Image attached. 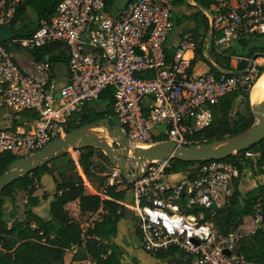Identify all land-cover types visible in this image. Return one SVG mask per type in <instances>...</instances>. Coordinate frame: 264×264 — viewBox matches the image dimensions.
<instances>
[{
	"label": "built area",
	"instance_id": "obj_1",
	"mask_svg": "<svg viewBox=\"0 0 264 264\" xmlns=\"http://www.w3.org/2000/svg\"><path fill=\"white\" fill-rule=\"evenodd\" d=\"M22 1L0 0V26L12 25ZM213 1L212 8L204 10L209 20L206 35L184 32L170 61L166 44L177 26L171 0H133L118 15L107 10V0H61L53 19L31 36L0 41V112L32 110L38 115L29 127L0 126V151L18 158L35 154L64 135L70 116L96 102L110 86L115 88L117 126L132 148H148L159 136L181 147L201 145L205 137L197 135L211 125L213 106L222 96L254 82L264 66L255 57L235 56L237 65L222 69L212 58L213 51L230 48L241 34L264 33V0ZM50 44L67 48L64 82L54 77L48 58L38 60L33 54ZM199 47L207 64L220 74L210 69L197 72L192 61ZM242 61L247 65L241 69ZM244 155L257 158L259 153L246 150ZM101 159L94 153L92 167ZM169 160L145 162L143 175L128 181L132 185L128 190L119 166L108 178L109 185L133 195L144 251L155 255L176 246L191 257L192 264H264L236 252L240 234L221 235L211 222L202 221L203 213L187 214L178 204L185 197L188 206H225L241 176L238 162L197 163L177 174L180 182L170 186L166 179L176 174H166ZM99 218V212L92 213L82 224L86 229ZM253 219L254 232L263 226L260 204ZM84 245L85 240L72 244L67 252L77 253Z\"/></svg>",
	"mask_w": 264,
	"mask_h": 264
},
{
	"label": "trees",
	"instance_id": "obj_2",
	"mask_svg": "<svg viewBox=\"0 0 264 264\" xmlns=\"http://www.w3.org/2000/svg\"><path fill=\"white\" fill-rule=\"evenodd\" d=\"M61 0H23L18 5L12 19V26L16 37H29L38 27L49 23L55 14L57 5ZM133 1V0H131ZM201 7L191 16L196 28L193 31L197 36L206 35L209 29V20L204 10H210L213 0H194ZM113 0H107V6ZM174 4L187 3V0H172ZM31 10L36 16V23L30 26H18L21 15ZM230 48L221 53L212 52V58L225 69L231 68V60L235 56L256 57L264 56V33L241 34ZM168 60H172L174 51L166 48ZM36 59H49L51 72L58 64H67L68 51L62 44H50L33 51ZM209 62L199 49L192 61L195 66L198 62ZM247 63L240 62L239 68L246 67ZM211 70L215 74L220 71L215 67ZM264 73V66L260 67V76ZM141 76H147L142 73ZM259 76V77H260ZM258 77V78H259ZM257 78V79H258ZM257 79L250 85L244 84L239 90L222 96L213 106V121L209 127L198 133L197 137H205L202 144L224 141L240 135L248 130L255 122L250 100V92ZM244 104L243 110H236L238 99ZM97 101L103 104L101 110H97L91 104L85 106L81 113L70 116L64 127V134L92 122L109 121L112 127L114 122L115 88L108 87L101 93ZM30 121H34L38 115L32 110L21 114ZM166 140L165 136H159L156 142ZM76 150V149H75ZM80 155L76 161L69 152H64L46 160L29 174L22 176L11 185L0 190V264H66L65 256L72 244L85 240L84 249L92 259L93 264H140L136 257L125 262L126 250L123 245L112 239L119 235L118 224L127 216L129 208L124 204L127 190L132 186L127 183V190H121L116 185L105 184L108 177L101 182L105 187L99 194L88 193L85 181L78 172V164L84 173L92 174V156L98 153L104 163L111 166V162L100 148L79 149ZM259 153L257 158H247L241 151L225 161L236 160L241 174L245 170H251L255 174L264 173V139L250 149ZM18 157L9 151H0V175L5 173L10 165ZM206 162H183L175 158L169 160V167L165 169L167 175L179 174L189 170L192 165ZM50 177L55 184V192L49 201L48 216L37 210L49 196L46 192L45 178ZM37 182L38 187L34 184ZM18 191L27 192V202L22 216L17 212L15 194ZM79 200L82 214L100 213V218L92 222L85 229L82 221L71 217L67 205ZM13 205L10 213L7 207ZM179 207L187 214L199 216L203 213L202 221H209L216 230L224 236L235 233L240 234L236 252L249 261L264 263V185H257L254 189L242 192L236 181L233 196L229 203L220 207L214 215L212 210L198 204L188 206V200L181 197L178 200ZM260 204L263 216V226L254 232H242L241 226L244 219L254 216L257 205ZM78 253V252H77ZM156 259L166 264H192L190 256L176 246L157 252ZM161 264V263H158Z\"/></svg>",
	"mask_w": 264,
	"mask_h": 264
},
{
	"label": "water",
	"instance_id": "obj_3",
	"mask_svg": "<svg viewBox=\"0 0 264 264\" xmlns=\"http://www.w3.org/2000/svg\"><path fill=\"white\" fill-rule=\"evenodd\" d=\"M14 35V27L12 25L0 26V41L10 40ZM252 111L255 122L248 130L240 135L224 141L192 145L189 147H181L173 141H161L148 148L139 146L132 148L129 139L120 126L112 127L109 121L87 123L55 138L35 154L17 158L10 165L9 169L0 175V190L11 185L22 176L29 174L46 160L64 153L69 147L76 150L100 148L112 166H119L121 168L123 176L129 182L143 175L141 168L145 162H153L167 158H175L183 162L223 160L238 152L250 150L264 139V102H260L257 105L252 104ZM100 125H103L108 134L116 139L117 143L121 146L120 151L115 150L105 138L99 137L91 132V129L97 128ZM131 153H133V157L130 156ZM133 160H136L138 163L137 172L134 175L131 173ZM185 191L186 188L184 187L182 189L183 195ZM210 208L214 211L218 210L216 204H211ZM193 241L198 243L196 239H193ZM225 252L230 254L229 250H225Z\"/></svg>",
	"mask_w": 264,
	"mask_h": 264
},
{
	"label": "crops",
	"instance_id": "obj_4",
	"mask_svg": "<svg viewBox=\"0 0 264 264\" xmlns=\"http://www.w3.org/2000/svg\"><path fill=\"white\" fill-rule=\"evenodd\" d=\"M131 2H132L131 0H124L123 2L120 3V2H118V0H113L112 4L107 6V10L114 15H118ZM171 2H172V0H171ZM172 4H173L174 11L176 14L177 26H176L175 30L171 33V35L168 39V42L166 44V48L175 52L177 49V46H178V44L182 38L183 33L188 31V30H192V29L196 28V24L194 21H192L193 19L191 18V16L193 14H195L198 10H201V7L197 6V4L194 0H187V3H183V4H174V3H172ZM186 22H191L192 26H190L188 28H184L183 25ZM181 27H183V28H181ZM235 65H237V60L232 58L231 65H230L231 68L234 67ZM56 67H57V65H56ZM65 67H66V72L64 74H61L55 68L54 77L58 81L64 82L66 80L67 73H68L67 65H65ZM219 67L222 68L220 65H219ZM209 69L211 70V67L209 66V64H207V62H204V61H200L196 65L197 72L208 71ZM222 69H225V68H222ZM21 114L22 113H18V114L14 113L13 114V113H10L6 110H3L2 112H0V126H2V127H11L12 126L15 128L16 127H25V126L29 127L30 125H32L34 123V121H30L29 119L25 118ZM111 167H112L111 168V171H112L114 166H111ZM78 169H79L80 174L82 175L83 179L85 180V186H86V190L88 193L99 194L100 192H102L104 190L105 187L103 186L101 181H96V182L91 181V179L88 178V176L84 173L83 169L81 168V166L79 164H78ZM169 177H171V176H169ZM49 179L50 178H48V180ZM45 182L48 184L47 187H49L53 190V194H54L55 184L52 185V184H50V181L48 182L47 180H45ZM105 184L106 185L108 184V180L105 182ZM259 184L264 185V173L255 174L251 170H245L241 174L240 178L238 179V186H239L240 190L244 193L254 189ZM121 190H123V189H121ZM53 194L49 195L48 200H46L41 206L37 207V210L39 212H42V214L45 217H49L48 216L49 201L52 198ZM24 202L26 204L27 199ZM15 204L18 205L19 203L15 202ZM25 204H24V206H25ZM124 204L126 205L127 208H129V210H128L127 216L125 218H123L118 224L119 235L116 238H113L112 240L114 242L120 244V245H123L122 240L124 242L125 238H127V237H130V239H133L135 237V239H137V241L142 243L140 231L138 230V219H137V225L135 224L132 227V221H131L132 220V213L133 214H135V213H134V211H131L132 207H134V199H133V195L131 192L127 191L126 200H125ZM24 206H23V211H24ZM12 207H13V205L10 203V205L7 207L6 211L8 213H10ZM67 209H68L71 217L76 219V220L81 221L82 218H86L87 216L90 215L88 213L82 214L80 207H79V200L69 203L67 205ZM254 228H255V222H254L253 217L252 216L246 217L244 219V224L241 226V231L242 232H253ZM125 235H127V236H125ZM138 253L148 255L150 257L149 259H150L151 264L152 263L158 264L156 261H158V262L160 261V260L156 259V257L154 255H150V254L146 253L143 249V246H142L141 251L138 250ZM65 262H66V264H93L92 259L90 258V256L88 255V253L86 252L84 247L80 248L78 253H72V252L68 253L67 252L66 256H65Z\"/></svg>",
	"mask_w": 264,
	"mask_h": 264
},
{
	"label": "rangeland",
	"instance_id": "obj_5",
	"mask_svg": "<svg viewBox=\"0 0 264 264\" xmlns=\"http://www.w3.org/2000/svg\"><path fill=\"white\" fill-rule=\"evenodd\" d=\"M124 0H118V2H123ZM116 5V4H115ZM36 23V16L35 14L31 11V10H28L26 13H24L23 15H21L20 19H19V22H18V26H30L32 24ZM192 26L191 22H186L183 27L184 28H188ZM181 27V28H183ZM236 43V42H235ZM258 59V62L260 63H264V56H260ZM57 69V71H59L61 74H64L66 72V67H65V64H58L57 67H55ZM63 77V76H62ZM258 80V79H257ZM251 93V92H250ZM251 100V99H250ZM252 103V102H251ZM94 108H96L97 110H101L102 107H103V104L100 102V101H96L94 103L91 104ZM244 108V104L242 103L241 101V98L238 99V102L236 104V110H243ZM114 122L116 125H119V123L117 122V119L116 117H114ZM99 127H101L103 129V134L102 135H97L99 137H102V138H105L106 136L108 137V142L110 145H112V147L115 149V150H118L120 151L121 150V146L117 143L116 139L113 138L112 136H110L107 132V130L105 129V127L103 125H100ZM97 127V128H99ZM94 129L96 128H93L91 129L92 133H94ZM95 134V133H94ZM106 139V138H105ZM142 148H146L144 146H141ZM69 152V154L72 156L73 159H75L78 155H77V151L78 150H75L71 147H69V149L67 150ZM65 151V152H67ZM131 157H133V153H131L130 155ZM112 166V165H111ZM111 166L107 165L106 163H104L103 159H101V162L99 164H97V166H95V168H93V171H92V174H88V178L91 179V181H101L102 179H105L106 177H110L111 176ZM137 167H138V163L136 160H133V166L131 168V173H135L137 170ZM79 174H80V171L78 170ZM48 178L50 177H47L45 180H47L48 182L50 181V184H54V181L52 178H50L48 180ZM85 181V180H84ZM166 182L168 183V185H172V184H178V182H180V177L179 176H171V177H168L166 179ZM46 192L48 193V196L53 194V190L49 187L46 188ZM27 199V192L26 191H18L16 194H15V202L19 203L17 205L18 207V214L20 216H22V211H23V206L25 204V200ZM133 211V207H132V210ZM90 217L87 216L86 218H82V222H86L88 220V218ZM137 216L135 214L132 213V227L136 224L137 225ZM131 230V229H130ZM127 236V235H125ZM134 240V241H133ZM122 243L124 245V248L126 250V253H125V262H129L132 260V258L136 257L139 261L140 264H151L150 262V257L148 255H145V254H141V253H138V250H142V243H140L139 241H137V239H135V237L133 239H130V237H127L125 238V241L123 242L122 240ZM143 252V251H142ZM157 263H161V264H166V262L164 261H156ZM154 264V263H152Z\"/></svg>",
	"mask_w": 264,
	"mask_h": 264
},
{
	"label": "bare ground",
	"instance_id": "obj_6",
	"mask_svg": "<svg viewBox=\"0 0 264 264\" xmlns=\"http://www.w3.org/2000/svg\"><path fill=\"white\" fill-rule=\"evenodd\" d=\"M250 99L252 104L257 105L260 102H264V73L258 78L254 86L251 89ZM92 131V130H91ZM94 133L97 135H102L103 129L101 127L94 129ZM108 142V137H105Z\"/></svg>",
	"mask_w": 264,
	"mask_h": 264
}]
</instances>
